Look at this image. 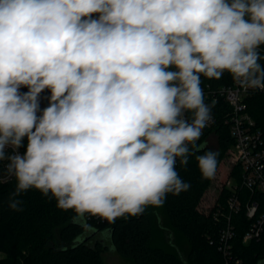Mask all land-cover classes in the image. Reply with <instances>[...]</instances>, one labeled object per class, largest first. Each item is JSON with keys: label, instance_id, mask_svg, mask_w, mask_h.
Listing matches in <instances>:
<instances>
[{"label": "clouds", "instance_id": "obj_1", "mask_svg": "<svg viewBox=\"0 0 264 264\" xmlns=\"http://www.w3.org/2000/svg\"><path fill=\"white\" fill-rule=\"evenodd\" d=\"M262 45L264 0H0V164L16 180L9 206L19 210L14 197L36 189L95 232L89 216L114 223L187 191L177 159L186 166L201 150L211 119L201 76L228 72L241 89L264 90ZM45 89L49 106L38 116ZM216 156H197L204 178L215 175Z\"/></svg>", "mask_w": 264, "mask_h": 264}, {"label": "trees", "instance_id": "obj_2", "mask_svg": "<svg viewBox=\"0 0 264 264\" xmlns=\"http://www.w3.org/2000/svg\"><path fill=\"white\" fill-rule=\"evenodd\" d=\"M264 57V54H261ZM264 67V59L260 61ZM175 71L174 67L169 68ZM233 81L225 72L219 80H209L201 76V87L209 84L217 88ZM28 89L22 87L20 92ZM45 89L40 95H47ZM248 111L256 125L264 133V92L253 91L245 99ZM210 114L216 117L213 130L217 146L207 144L203 139L196 143L201 150L194 152L186 166L176 165L180 178L190 185L187 191L178 195L166 194L161 207L167 225L159 216V209L149 206L142 214L125 215L109 223L101 218L88 217L87 223L96 231L86 232L79 224L73 223L74 212L57 207V201L44 196L36 189H29L14 199L21 201L19 210L12 209L10 200L16 188V180L0 185V264H109L103 251L108 245L103 242L101 232H111L109 245L134 264H264V234L259 239L243 241V236L252 218L246 214L245 205L241 211L231 216L235 236L232 240L231 257H226L219 249L220 230L227 223L228 208L226 198L229 190H224L208 213L197 209L200 198L212 178H204L198 167L197 156L207 151L217 153L218 168L233 139L229 128L223 122L227 104L219 99L217 103L207 102ZM190 119L192 113L188 112ZM39 111L37 115L39 116ZM27 138L20 147L26 152ZM192 148V145H189ZM244 203L254 197L259 205L264 203V193L241 189ZM221 214L216 218V210ZM158 229V231L156 230ZM100 235L101 238L96 237ZM185 238L184 243L178 236Z\"/></svg>", "mask_w": 264, "mask_h": 264}, {"label": "built area", "instance_id": "obj_3", "mask_svg": "<svg viewBox=\"0 0 264 264\" xmlns=\"http://www.w3.org/2000/svg\"><path fill=\"white\" fill-rule=\"evenodd\" d=\"M92 18L97 19L98 16L93 14ZM259 51L264 54V45L260 47ZM201 88L203 89L205 104L207 102L217 103L219 99H222L228 107L223 114V122L228 126L233 142L225 153L229 167V179L226 182L229 194L225 205L228 208V212L226 214L227 223L220 230L219 249L226 257L230 258L232 240L235 236L231 216L241 211L244 205L246 214L249 218H252V221L244 233L243 241L247 243L252 239H259L264 234V203L261 207L259 202L252 196L244 203L241 193L242 188L249 189L251 193L255 191L264 193V133L256 125V121L248 111L245 101L251 92L256 90L264 92V90L248 89L245 91L234 81L217 88H213L209 84ZM50 95L51 93L40 95L39 97L41 114L43 109L49 106ZM184 115L185 119L191 120L188 112ZM215 122L216 117L211 114V119L205 128L202 129V135L196 143L203 139L208 144L210 138L216 136L213 130ZM18 151L23 154L21 148ZM6 152L11 153L12 149L10 147L6 148ZM178 162L179 159H177L176 165ZM6 163L5 161L0 164V185L14 178L7 175L4 171L3 165ZM220 209L218 207L215 212L216 218L222 212Z\"/></svg>", "mask_w": 264, "mask_h": 264}, {"label": "rangeland", "instance_id": "obj_4", "mask_svg": "<svg viewBox=\"0 0 264 264\" xmlns=\"http://www.w3.org/2000/svg\"><path fill=\"white\" fill-rule=\"evenodd\" d=\"M209 145L216 147L217 146V137L214 136L213 138H210V141L208 143ZM229 167H228V161L226 159V154L222 161L220 162L218 168L216 169L215 175L212 177L209 186L205 190L204 194L199 200V203L197 205V209L204 213H208L212 206L214 205L215 201L219 198V195L221 193L228 189L227 188V180L229 179ZM159 210V216L163 220V223L167 225V221L165 219V215L163 214L161 207H156ZM158 231V229H156ZM178 236V241L180 243H184L185 238L181 237V235ZM96 237L101 238V236L98 234ZM103 239V238H101ZM108 245L106 250L103 251V256L109 264H134L132 261L129 259H126L122 255H120L116 249L113 248L112 245H109V241L106 239H103V242ZM3 253L1 252V257H3Z\"/></svg>", "mask_w": 264, "mask_h": 264}]
</instances>
